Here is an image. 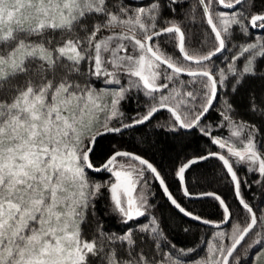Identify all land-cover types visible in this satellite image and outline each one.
Returning <instances> with one entry per match:
<instances>
[{"label": "snow or ice", "instance_id": "obj_1", "mask_svg": "<svg viewBox=\"0 0 264 264\" xmlns=\"http://www.w3.org/2000/svg\"><path fill=\"white\" fill-rule=\"evenodd\" d=\"M0 264H264V0H0Z\"/></svg>", "mask_w": 264, "mask_h": 264}, {"label": "trees", "instance_id": "obj_2", "mask_svg": "<svg viewBox=\"0 0 264 264\" xmlns=\"http://www.w3.org/2000/svg\"><path fill=\"white\" fill-rule=\"evenodd\" d=\"M211 211V209H209Z\"/></svg>", "mask_w": 264, "mask_h": 264}]
</instances>
